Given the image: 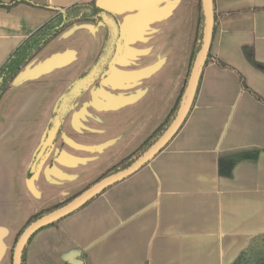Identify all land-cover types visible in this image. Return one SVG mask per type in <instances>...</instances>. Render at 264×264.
Returning a JSON list of instances; mask_svg holds the SVG:
<instances>
[{
  "label": "crops",
  "instance_id": "crops-1",
  "mask_svg": "<svg viewBox=\"0 0 264 264\" xmlns=\"http://www.w3.org/2000/svg\"><path fill=\"white\" fill-rule=\"evenodd\" d=\"M213 1L212 60L179 133L135 175L38 232L26 264H233L264 234V72L244 54L264 64V0ZM89 2L109 18L66 29L0 101V264H13L32 216L138 149L185 85L201 0H0V68L58 13ZM109 24L120 42L28 177L59 102L102 56ZM243 152L259 156L221 177L219 159Z\"/></svg>",
  "mask_w": 264,
  "mask_h": 264
},
{
  "label": "trees",
  "instance_id": "trees-1",
  "mask_svg": "<svg viewBox=\"0 0 264 264\" xmlns=\"http://www.w3.org/2000/svg\"><path fill=\"white\" fill-rule=\"evenodd\" d=\"M16 3L17 2H14L12 5H14ZM109 16H110L109 14H107L103 9L99 8L96 5V3H94V2L80 3V4H74V5L70 6L69 8L63 10L62 12L58 13L55 17H53L51 20H49L47 23H45L43 26H41L37 31H35L33 34H31L11 54V56L7 59V61L0 68V101L3 98V96L5 95V93L12 87L13 82L18 77V75L21 73V71L27 65H29L45 47H47L51 42H53L66 29H68L69 27H71L77 23H80V22H94L96 24H99V23L104 22V20L107 19V17L109 18ZM107 27H108V35H107L106 46H105L104 52H103L102 56L100 57L97 64L101 63V61L103 59L110 57V53H111L113 45L114 44L117 45L120 42L118 40L117 35L116 36L114 35L115 26H112L111 24H109ZM203 28H204V16H203V12H202V5L200 4V13H199V22H198V27H197V35H196V39H195V43H194V47H193V53H192V57H191L189 71L187 74L185 85H184L183 90L180 94V97L177 100L175 107L173 108V110L171 111L170 115L165 120V122L163 124H161L159 126V128L138 149H136L128 157L121 160L118 164H116L115 166H113L112 168L107 170L96 182H99L100 180H102L106 177H109L113 174H116V173L123 171V170L127 169L128 167H130L162 136V134L170 126V124L174 120V118L177 114V111L179 109L180 102H181L183 93L185 91L186 84H187L193 63L196 59L198 52L201 49L202 37H203ZM215 29H216V20H215ZM244 54H245L247 60L249 61V63L251 65H253L256 69L264 72V64H260V63L256 62L254 55H253V51L251 49H247V48L244 49ZM210 60H212L211 52L209 53L208 62ZM218 64L221 67H224V68L227 67L226 65H224L221 62H218ZM90 72L91 71H89L88 73L83 75L82 78L86 77ZM241 84H242L244 89H246L247 91H250L253 94V96H255L258 100L262 101L261 97H259L256 93L252 92L247 87L243 77H241ZM198 90H199V88H198ZM68 93H69V90L66 92L65 96ZM63 100L64 99H62L59 102L57 110H58V108L61 107ZM76 100L72 102L70 109L75 105ZM57 110H56L53 118L55 117ZM65 117L66 116L63 117V121H64ZM51 127H52V122L50 124V128ZM59 132H60V130H59ZM258 156H259V152H243V153H238V154H233V155L222 157L219 159V175L221 177L231 178L233 175V170L238 163H240L242 161H246V160H255L258 158ZM33 174H34V172L30 171L28 177H32ZM81 193L77 194L75 197H77ZM75 197H73L70 200H67L63 203H60V204L56 205L55 207L43 210L40 213L32 216L28 220V222L26 223L24 229L19 234L17 240L19 239V237L23 233V231L31 223L35 222L36 220L43 217L44 215L66 205ZM95 199H93L92 201H94ZM91 202H89L87 205H89ZM86 206H84V207H86ZM58 223H55L51 226H55ZM32 239L30 240L29 244L31 243ZM28 245H27V247H28ZM27 247H26L24 254H23V257H22V264H26ZM13 251H14V249H13ZM233 264H264V234L253 238L252 241L250 242L249 246L239 255V257L235 260V262Z\"/></svg>",
  "mask_w": 264,
  "mask_h": 264
},
{
  "label": "water",
  "instance_id": "water-1",
  "mask_svg": "<svg viewBox=\"0 0 264 264\" xmlns=\"http://www.w3.org/2000/svg\"><path fill=\"white\" fill-rule=\"evenodd\" d=\"M201 5L204 16V28L201 49L198 52L196 59L193 63L186 84V88L180 102L179 109L170 126L162 134V136L130 167L109 177H106L100 180L99 182H96L88 189L83 191L80 195L72 199L66 205L44 215L35 222L31 223L23 231V233L20 235L19 239L15 244L12 257L13 264H22V257L24 251L27 245L29 244L30 240L38 232L71 216L72 214L76 213L84 206H86L93 199L103 194L106 190L135 175L141 169L146 167L153 159H155L179 133L193 108L201 77L204 68L208 62V57L214 36V1L201 0ZM107 62L108 58L103 59L101 63L97 64L86 77L76 82L69 90V93L62 98L64 99L63 103L61 107L58 108L57 113L52 120V127L49 129L47 136L35 157L32 166V172H35L37 170L39 164L43 161V159L46 157V155L54 145L56 138L59 134V130L61 129L63 123V117L66 116L69 112L72 102L78 99L85 90H87L93 85V83L101 75L103 68L106 66Z\"/></svg>",
  "mask_w": 264,
  "mask_h": 264
},
{
  "label": "rangeland",
  "instance_id": "rangeland-1",
  "mask_svg": "<svg viewBox=\"0 0 264 264\" xmlns=\"http://www.w3.org/2000/svg\"><path fill=\"white\" fill-rule=\"evenodd\" d=\"M31 171H32V170H31ZM93 184H95V183H93ZM93 184H90L89 186H91V185H93ZM89 186H87V188H88ZM87 188H86V189H87ZM86 189H84L83 191H85ZM83 191H82V192H83ZM80 193H81V192H80ZM78 194H79V193H78ZM73 196L75 197V195H73ZM72 198H73V197H72ZM70 199H71V197H70L69 199H67V200H70ZM67 200H66V201H67Z\"/></svg>",
  "mask_w": 264,
  "mask_h": 264
}]
</instances>
